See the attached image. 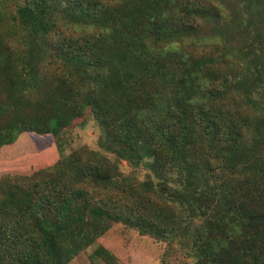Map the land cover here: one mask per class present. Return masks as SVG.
Wrapping results in <instances>:
<instances>
[{
	"label": "trees",
	"instance_id": "1",
	"mask_svg": "<svg viewBox=\"0 0 264 264\" xmlns=\"http://www.w3.org/2000/svg\"><path fill=\"white\" fill-rule=\"evenodd\" d=\"M211 2L0 0V148L23 133L57 139L89 112L101 149L0 177V264H69L118 222L166 242L161 264L178 251L264 264V115L238 118L242 95L264 114L252 97L264 65L247 73L264 40L260 55L238 50L236 75L216 65L235 49L217 60L166 48L201 42L194 23L217 21ZM245 2L244 20L264 28V0ZM121 161L146 166L143 192L121 183ZM90 258L118 264L103 248Z\"/></svg>",
	"mask_w": 264,
	"mask_h": 264
},
{
	"label": "rangeland",
	"instance_id": "2",
	"mask_svg": "<svg viewBox=\"0 0 264 264\" xmlns=\"http://www.w3.org/2000/svg\"><path fill=\"white\" fill-rule=\"evenodd\" d=\"M104 1L113 2V0ZM186 1L183 0V2ZM198 1L204 2V0ZM220 1L222 2L221 7L214 0L211 2L216 7L214 14L218 15L217 21L212 18L198 17L194 23L197 37L203 38L201 42H194L193 37L183 42L173 43L171 46H166V48L177 49L180 54L187 53L194 59L204 58L212 54L217 60L228 49H235L234 56H228L220 62L218 60L216 65L220 71H224L229 75H236L239 70L242 71V68H245L247 63V60L244 59L240 61L241 67L233 65L237 64V59L240 58L238 50L247 51L248 45L252 44L256 55H260L258 47L261 41L264 40L263 19L255 16L248 21L244 20L241 11L244 10L246 0ZM248 23L250 24L249 39L247 38V41L244 42L242 40L244 37L242 34L243 25ZM251 58L255 61L250 64L247 63L250 68L247 72L249 81L253 80L254 67L264 65V59L261 60L259 57L254 58L253 56ZM261 74L262 79H264V71ZM263 83L264 81L257 80V84H260V86H263ZM260 86L257 87V91L253 92L252 97L258 104H263L264 88ZM240 104H242L238 115L240 122L243 119L245 121L252 119L255 114L260 117L264 115L261 110L257 111L251 105H246L243 95ZM260 108L264 109V106ZM99 137V125L89 112L74 120L60 133L57 139L51 135L41 136L34 133H23L13 144L0 148V177L5 174L29 176L38 169L54 165L61 156H67L83 147L101 151ZM56 143L58 144L56 145ZM119 172L122 174L121 183L130 187L134 192H143L142 182L148 180V170L145 165L133 168L127 161H121ZM171 246L176 247L178 244L176 241H172ZM98 248L110 252L116 258L118 264H161L163 253L168 250V244L150 236L141 235L137 229L125 227L121 222L112 223L108 230L98 237L92 245L80 252L69 264H106L101 258L91 260V254ZM163 264L193 263L183 252L178 251L177 256L175 254L169 255L166 263Z\"/></svg>",
	"mask_w": 264,
	"mask_h": 264
}]
</instances>
